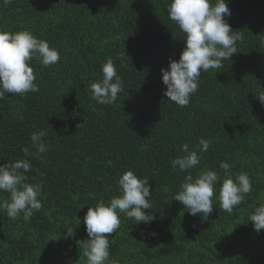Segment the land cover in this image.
Returning a JSON list of instances; mask_svg holds the SVG:
<instances>
[{"label": "trees", "instance_id": "obj_1", "mask_svg": "<svg viewBox=\"0 0 264 264\" xmlns=\"http://www.w3.org/2000/svg\"><path fill=\"white\" fill-rule=\"evenodd\" d=\"M226 2L225 20L243 40L222 68L201 73L190 104L180 107L164 95L161 72L186 46L168 17L171 0H0V27L29 29L61 57L50 67L30 62L38 92L0 100V165L28 159V182L43 183L42 208L29 220L0 211V264H86L85 214L119 195L127 170L149 179L152 208L145 211L155 220L136 224L121 215L109 264H264V229L248 221L264 204V104L257 97L264 92V0ZM108 58L124 81L111 105L92 100L88 89ZM41 129L49 145L44 162L24 154L35 152L30 134ZM201 137L212 144L194 176L212 169L223 178L219 163L227 161L252 181L234 213L216 201L203 222L174 200L186 173L170 164L184 143L191 148Z\"/></svg>", "mask_w": 264, "mask_h": 264}, {"label": "clouds", "instance_id": "obj_2", "mask_svg": "<svg viewBox=\"0 0 264 264\" xmlns=\"http://www.w3.org/2000/svg\"><path fill=\"white\" fill-rule=\"evenodd\" d=\"M10 4L11 0H3ZM168 17L175 22L182 33L186 46L179 60L170 58L168 68H162V81L166 85L164 95L180 107L190 104L200 84L202 72L220 69L223 61L237 53V42L243 40L239 31L232 30L225 16L231 11L226 0H171L167 7ZM35 59L43 67L57 64L61 57L56 47H50L47 40L38 38L31 30L16 32L5 31L0 27V100L8 94L21 96L39 91L37 76L30 62ZM102 79L88 85L91 99L99 104L111 105L124 91V81L118 74L114 60L108 58L102 64ZM257 96V95H256ZM264 104V92L258 96ZM47 130L41 129L30 134L35 152L24 148L25 156L35 155L44 162L42 155L49 149L44 142ZM211 138L201 137L190 148L188 143L181 146L183 155L170 160L173 169L186 173L180 190L174 200L181 202L192 216L200 214L202 222L208 220L216 201L227 214L234 213L243 203L245 196L252 190V181L246 172L233 174L232 165L221 161V175L212 169H203L194 176L205 153L211 147ZM28 159L10 161L0 165V192H7L9 199L0 201V211L6 212L8 218L29 220L42 208L40 199L43 183H29L26 173L31 171ZM222 179L219 192L216 185ZM119 195L110 200H99L89 207L84 217L88 239L81 241L86 264H109L111 238L121 226V215L151 224L155 216L146 213L151 209V190L149 179L140 178L134 170H127L117 181ZM83 208V207H82ZM248 221L254 230L264 229V204L255 207ZM71 236L70 233H67ZM152 235H155L153 232ZM111 264H116L112 261Z\"/></svg>", "mask_w": 264, "mask_h": 264}]
</instances>
